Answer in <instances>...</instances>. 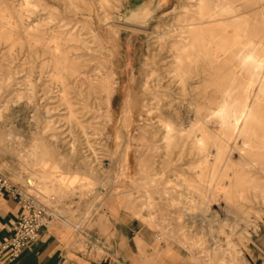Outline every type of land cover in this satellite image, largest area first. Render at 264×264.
I'll use <instances>...</instances> for the list:
<instances>
[{"label":"bare ground","instance_id":"1","mask_svg":"<svg viewBox=\"0 0 264 264\" xmlns=\"http://www.w3.org/2000/svg\"><path fill=\"white\" fill-rule=\"evenodd\" d=\"M164 3L159 0V6ZM110 4L111 0H0V39L12 45L18 42L24 63H31L28 71L35 72L33 64L41 58L38 80L44 78L43 68L49 67L50 85L36 91V83L30 81L34 100L57 93L70 129L83 134L95 130L86 118H103L108 130L115 127L112 100L119 79L110 66L113 53L106 50L104 68L76 31L83 24L93 32L94 16L112 24ZM59 8L75 18H61L46 28L44 15ZM180 8L178 30L160 34L158 51L146 56L138 97L129 102L128 111L123 107L117 119L124 124L127 118L117 136L119 148L134 156L137 173L161 183L156 192L165 209L177 205L179 219L175 224L165 217L157 220L149 191L144 193L146 217L131 201L125 207L161 231L175 230L178 241L196 255L209 250L201 238L194 240L189 233L196 221L192 218L199 217L217 230L214 251L206 253L208 264H245L240 245L252 224L248 210L257 203L264 207V0H186ZM153 11L151 0L138 2L117 25L142 28ZM48 113L49 109L41 113L43 131H38L28 154L21 156L40 167L36 178L44 190L52 179L63 197L74 192L69 179L78 173L67 177L58 172L54 154L90 144L56 140L59 136ZM61 161L67 167L74 161L76 167L90 169L95 160L72 153ZM167 250L170 256L172 251Z\"/></svg>","mask_w":264,"mask_h":264},{"label":"rangeland","instance_id":"2","mask_svg":"<svg viewBox=\"0 0 264 264\" xmlns=\"http://www.w3.org/2000/svg\"><path fill=\"white\" fill-rule=\"evenodd\" d=\"M144 1L146 0H111L108 12L110 16H114L112 24L94 16L93 32H90L83 24H79L76 28L80 38L84 39L91 49L92 56L103 64L104 68L107 66L105 62L106 50L113 53L110 66L113 65V70L119 79V85L112 100L114 129L108 130L107 122L103 118L83 119L85 122L92 123L95 128V130H87L86 134L76 132L73 128L70 129L71 121L57 93L49 94L47 100L42 96L38 100H34L32 96L30 81L36 83V91H41L42 86L51 84L48 77L49 67L43 68L44 78L38 80L36 75L42 65L41 58H38L33 64L35 72L28 71L31 63H24L18 42L12 45L8 40L0 39V173L9 183L35 196L48 206L57 217L68 218L74 226L87 225L95 215L125 214L131 218H137L139 224L148 229L157 251H161L163 245L168 241L181 252L185 259L188 258L189 264H208L206 253L209 255L213 253L214 236L217 231L211 228L208 222L201 221L195 214L183 216L181 219L187 220L195 216L192 218L195 221L196 218L189 233L194 240L202 239L203 248H209L199 256L195 254V251L193 253L178 241V234L175 230L161 231L145 218L137 216L134 210L125 207L126 202L131 201L135 209H140L142 215L146 217L147 198L144 193L149 191L157 211V220L165 217L175 224L179 219L176 213L177 205L169 209L164 208L160 195L156 192L160 189L161 183L151 182L137 173L134 156L128 155L124 147L119 148L118 146L121 139L117 136L121 133L123 126L127 125V118L124 124H121L119 118L122 115L123 107H126L128 111L129 102H135L139 95L146 56L149 52L155 54L158 51L161 42L160 34L173 33L178 30L177 18L182 14L180 5L186 0H165L162 6H159V0H151L154 11L144 27L130 28L117 25L121 24L120 19L127 14L128 10L135 8L138 2ZM44 17H47L46 28L60 23L61 18H75L72 13H66L64 8H59V11L54 9ZM77 18L85 20L80 16ZM39 93L41 94V92ZM45 109H49L50 114L46 115L49 120H52L53 131L59 136L56 140L59 138V140H74L76 144L80 141H88L90 144L87 148L80 149L78 147V151L59 149L54 154L55 158L59 159L56 169L58 172L66 173L67 177L72 176L71 174L74 172L78 173L69 179L73 184L71 189H74V192L63 197L58 195V185L52 179L47 182L49 188L44 190V185L41 184L40 179L36 178L42 172L40 167L26 161L21 156V154H28L30 145L38 135V131H43L45 119L41 113ZM38 113H40L39 117H42L40 122H37ZM50 132L48 130L44 134L49 135ZM48 138L54 139L50 136ZM72 153L88 155L95 161L91 164L90 169L76 167L74 161L67 167L61 158L68 159ZM125 154L127 155L125 156ZM118 157L120 159L116 162L115 159ZM84 174L87 176L85 177ZM29 180H32V183ZM248 218L252 224L248 226L247 235L242 239V245H240L242 246V257L246 261L245 264H263L264 207L261 203L254 204L248 210ZM158 236L161 238L158 239ZM213 264L218 263L214 262Z\"/></svg>","mask_w":264,"mask_h":264},{"label":"crops","instance_id":"3","mask_svg":"<svg viewBox=\"0 0 264 264\" xmlns=\"http://www.w3.org/2000/svg\"><path fill=\"white\" fill-rule=\"evenodd\" d=\"M21 212L15 198L7 193L0 196V247L11 236ZM138 221L106 213L80 227L60 217L41 228L38 238L16 260L0 253V264H189L169 242L157 251L150 232ZM167 249L172 251L170 256Z\"/></svg>","mask_w":264,"mask_h":264},{"label":"built area","instance_id":"4","mask_svg":"<svg viewBox=\"0 0 264 264\" xmlns=\"http://www.w3.org/2000/svg\"><path fill=\"white\" fill-rule=\"evenodd\" d=\"M6 193L15 198L22 209L11 236L0 247V253L7 254L8 260L14 261L28 244L38 238L41 228L60 217L35 196L9 183L0 173V196Z\"/></svg>","mask_w":264,"mask_h":264}]
</instances>
